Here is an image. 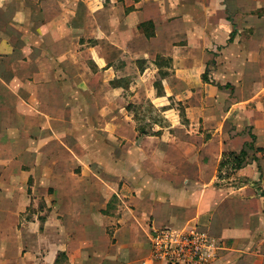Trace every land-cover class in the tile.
<instances>
[{
	"label": "crops",
	"instance_id": "crops-1",
	"mask_svg": "<svg viewBox=\"0 0 264 264\" xmlns=\"http://www.w3.org/2000/svg\"><path fill=\"white\" fill-rule=\"evenodd\" d=\"M162 69L183 121L140 135ZM196 225L264 264V0H0V264H142Z\"/></svg>",
	"mask_w": 264,
	"mask_h": 264
},
{
	"label": "built area",
	"instance_id": "built-area-1",
	"mask_svg": "<svg viewBox=\"0 0 264 264\" xmlns=\"http://www.w3.org/2000/svg\"><path fill=\"white\" fill-rule=\"evenodd\" d=\"M221 249L222 244L197 225L162 227L151 232L142 264H212Z\"/></svg>",
	"mask_w": 264,
	"mask_h": 264
},
{
	"label": "rangeland",
	"instance_id": "rangeland-1",
	"mask_svg": "<svg viewBox=\"0 0 264 264\" xmlns=\"http://www.w3.org/2000/svg\"><path fill=\"white\" fill-rule=\"evenodd\" d=\"M93 42H95L96 44V41L94 40L87 41L86 42L87 44L85 45V47H93L95 45ZM211 58L212 59H210V61L208 62V65L210 68H212V66L214 65L215 55L211 56ZM82 59H80V61H82ZM159 59L158 61H159L160 67L165 68L168 66V64L164 60H161V58ZM150 60H151L150 58L140 59V61H143L144 64L142 63V68L141 70L139 68V70L141 71V76L144 78L151 76L152 69L149 64ZM165 72L166 71L162 69L161 75L159 77L157 76L158 77L157 81L160 84H163L162 79L165 76ZM70 74H75V72L71 71ZM78 76H80L79 78L81 77L83 78L85 76L84 72L79 70ZM85 77L90 78L89 75ZM126 77L139 80V75L137 71L133 68L128 69V71L126 72ZM94 78H95L94 80H97L98 78H101V76L97 75ZM95 86H96L94 88L95 91L97 93L100 92L99 90L102 88L98 87L97 85ZM160 89L161 90L157 98L155 97L154 99L149 100L148 97L145 96L144 99H142V102L135 103V104L127 103V105L125 106L128 114L132 116L131 119L133 120L137 131L141 130L145 133H151V130L156 129L157 127L167 128L171 126L172 124H177L183 121L182 112H181L182 110L181 104L178 102H173L171 98L167 96L163 88L161 87ZM127 92H128L127 94V97H128L130 95V91L127 90ZM147 94L149 95L150 91ZM127 102L129 101L127 100Z\"/></svg>",
	"mask_w": 264,
	"mask_h": 264
},
{
	"label": "trees",
	"instance_id": "trees-1",
	"mask_svg": "<svg viewBox=\"0 0 264 264\" xmlns=\"http://www.w3.org/2000/svg\"><path fill=\"white\" fill-rule=\"evenodd\" d=\"M144 25L151 26L152 23L151 22H148V23H146ZM230 41H231V38L228 40V43H230ZM161 87L162 86H161V84L158 81L154 83V90H155L156 96H158V94H159V92L161 90L160 89ZM139 134L140 135H145L146 133L140 130L139 131ZM245 155H246V152L244 150H241L240 153L238 155H236V156H235V154L232 155V157L236 160L237 166H239L241 164V162H242V160H243V158H244Z\"/></svg>",
	"mask_w": 264,
	"mask_h": 264
}]
</instances>
